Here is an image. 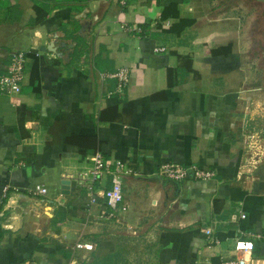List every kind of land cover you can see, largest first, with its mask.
<instances>
[{"label":"crops","instance_id":"1","mask_svg":"<svg viewBox=\"0 0 264 264\" xmlns=\"http://www.w3.org/2000/svg\"><path fill=\"white\" fill-rule=\"evenodd\" d=\"M14 52L26 62L20 92L0 93V264H226L251 233L250 264H264V0H0V74ZM123 66V95L107 96L102 73ZM98 152L137 173L111 218L108 176L95 204L74 180ZM170 161L214 176H158Z\"/></svg>","mask_w":264,"mask_h":264},{"label":"built area","instance_id":"2","mask_svg":"<svg viewBox=\"0 0 264 264\" xmlns=\"http://www.w3.org/2000/svg\"><path fill=\"white\" fill-rule=\"evenodd\" d=\"M120 4L124 5L125 0H120ZM122 28L126 29V25L122 24ZM158 51L164 48H157ZM26 62L25 52H14L9 57L8 65L4 72L0 74V93L3 94H16L21 90V85L24 79V64ZM130 72L126 66L118 68L114 72L102 73V78L114 79L116 85L113 91L108 92L107 96L112 94L123 95L125 88L129 82ZM92 164L83 171L78 172L74 176V180L85 190L89 198V204L96 203V184L107 175L109 178V187L104 189L103 198L104 206L107 209L105 218H111L117 211V208L122 201V181L123 178L128 176L137 175L135 170L127 166L123 161L116 160L110 162L106 160L103 155L98 152L92 157ZM195 179H209L214 176V172L209 169L200 168L197 166L185 167L173 162H166L159 165L156 174L162 178L170 180H183L189 177ZM36 194H45L46 188L37 185L34 190ZM244 215H242L243 217ZM205 233L210 235L211 230L206 229ZM261 237L260 234L251 233L247 237L240 236L234 240L233 258L227 260L226 264H250L252 259V251L254 247L253 240ZM217 240L211 238L209 244H214ZM74 248L92 249L91 243H84L77 241Z\"/></svg>","mask_w":264,"mask_h":264},{"label":"trees","instance_id":"3","mask_svg":"<svg viewBox=\"0 0 264 264\" xmlns=\"http://www.w3.org/2000/svg\"><path fill=\"white\" fill-rule=\"evenodd\" d=\"M62 1H64V0H62ZM80 1H85V0H80ZM143 26H145V25H143ZM228 51H229V45L223 46V47H217V48H213V49H209V50L206 49L204 51V54L208 55V56H216V55H220V54H226V53H228ZM178 58H179L181 63L185 64V69L193 72L192 67H191V60L187 56L178 55ZM173 71H174L173 69L167 70L168 85H170V86L172 85L170 78L172 76Z\"/></svg>","mask_w":264,"mask_h":264},{"label":"water","instance_id":"4","mask_svg":"<svg viewBox=\"0 0 264 264\" xmlns=\"http://www.w3.org/2000/svg\"><path fill=\"white\" fill-rule=\"evenodd\" d=\"M87 27L83 26L82 30L86 29ZM46 48L48 49L49 47L46 46ZM41 50L45 49V46H41L40 48ZM53 52L55 53V51L53 50ZM189 177H191V174L189 173ZM68 182L67 180H64L63 183Z\"/></svg>","mask_w":264,"mask_h":264}]
</instances>
